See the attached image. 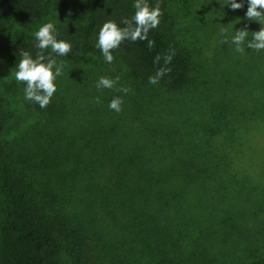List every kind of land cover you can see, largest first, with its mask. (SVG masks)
<instances>
[{"label":"trees","instance_id":"16d2710c","mask_svg":"<svg viewBox=\"0 0 264 264\" xmlns=\"http://www.w3.org/2000/svg\"><path fill=\"white\" fill-rule=\"evenodd\" d=\"M134 2L69 5L75 20L56 24L57 39L72 45L65 57L52 54L64 65L57 91L43 109L28 100L24 117L12 101L26 85L1 76L17 70L21 51L35 58L37 41L16 34L0 45V264H264L263 148L256 161L245 154L253 129L264 136V51L241 54L231 43L235 19L249 33L261 25L245 18L247 0L226 16L192 0L210 20H195L189 40L163 13L147 40H126L108 64L98 32L109 20L123 27ZM147 3L164 11V0ZM60 6L0 0V24L63 19L52 16ZM165 66L171 72L150 84ZM102 76L130 92L98 90ZM116 96L119 114L108 108Z\"/></svg>","mask_w":264,"mask_h":264},{"label":"clouds","instance_id":"9594fccd","mask_svg":"<svg viewBox=\"0 0 264 264\" xmlns=\"http://www.w3.org/2000/svg\"><path fill=\"white\" fill-rule=\"evenodd\" d=\"M247 11L245 18L255 21L261 25L260 30L249 33L247 26L243 29L234 31L235 35L231 38V43L235 46V51L243 54L245 48L255 50L257 53L264 51V0H247ZM227 5L230 10L236 11L243 8V2L237 3L236 0H226L223 7ZM136 10L131 19L124 18L121 23L123 27L118 26L114 21L105 22L98 32L96 47L101 51L104 60L108 64L114 61L113 51L126 40L135 42L137 40L144 41L148 38L150 30L159 26L163 12L159 3L151 8L147 0H135L133 4ZM221 35L224 39L221 43H228L227 30L221 29ZM251 35V39L248 37ZM37 43L35 47L39 50L36 57L33 58L28 51H21V60L16 66L15 79L17 83L25 84L24 97L26 100L32 101L40 106L41 109L46 108L51 103V98L57 91L55 81L57 77L63 75V63L58 64L52 54L59 57H65L72 52L71 43L58 40V32L53 22L43 24L38 31L34 33ZM154 42L148 40V47L152 48ZM50 50L49 55L45 52ZM174 50L163 57L164 64L171 63L174 56ZM161 56L155 57L154 63H159ZM171 72L169 67H161L154 76L149 77L150 84L159 83L160 79ZM119 77L110 79L100 77L96 83L98 90L110 89L122 92L127 95L130 89L127 87H117ZM96 103H100V98H96ZM124 101L120 96L114 97L108 104V108L117 114L123 109Z\"/></svg>","mask_w":264,"mask_h":264},{"label":"rangeland","instance_id":"374dc122","mask_svg":"<svg viewBox=\"0 0 264 264\" xmlns=\"http://www.w3.org/2000/svg\"><path fill=\"white\" fill-rule=\"evenodd\" d=\"M75 1V4H82L87 0H58L60 7H56L55 11L52 13L53 17H61L63 19H55L52 17H46L39 20H33L28 21L26 19H8L6 21H3L2 24H0V45L5 44L7 41H11L15 38V35L17 34L18 37L25 36V40H31L34 39V33L38 31V29L45 23L53 22L55 25L58 23H61L63 25L68 24L70 21H73L75 19H71L72 17H75L76 13L74 12V8L72 6H69L73 4ZM198 2L203 5L207 6L209 5L211 9H213L216 13L218 12L221 16H226L228 12V9H230L227 5L223 7V5L226 3V0H198ZM193 2L192 0H164V15H166V23H168L169 27H171L172 31L178 35V37L181 40H189V37L191 35L189 29L193 22L196 21H209L210 19H207L209 16L204 14L203 8H196V10H193L191 6ZM67 5L69 7H67ZM191 7V8H190ZM212 10V12H213ZM197 11V12H196ZM202 13L203 19H193L194 16H198V12ZM75 13V14H74ZM214 14V13H213ZM213 14H209L210 16ZM217 23V27L220 30L221 26L219 24L224 23V19H215ZM244 20V19H243ZM242 19H235V23L237 26V30L241 29V23L243 21ZM32 39V40H33ZM188 47V43L186 44ZM189 50V47L187 48ZM89 61V59H87ZM89 66L90 62H89ZM17 70H9L4 73H2L1 76V82H10L15 85H17V81L15 79V72ZM15 98L12 101V107L16 111V115L24 117L28 112V108L26 107V102L28 100L24 97V92L21 93L18 88L15 90ZM33 120V118H27L26 116V122L29 123ZM13 122V120H11ZM15 134L14 131L11 130L6 135L5 139L7 142L12 141ZM238 142V140H236ZM250 145L252 149L248 152H246V157L250 156L251 158H254L256 161L257 156V148L260 146L263 148L262 151L264 157V136L256 135L255 130L253 129L251 131V137L247 141V146ZM258 151V152H259ZM257 152V154H258ZM259 156V154H258ZM253 161V162H255ZM251 163V162H249ZM264 165V161L262 162ZM256 163H251L250 165H255ZM257 165L261 166V163H257ZM65 264H73L71 260L68 258L63 259Z\"/></svg>","mask_w":264,"mask_h":264}]
</instances>
